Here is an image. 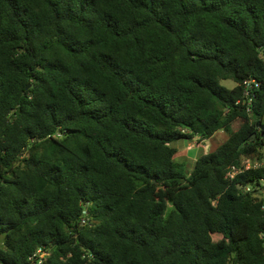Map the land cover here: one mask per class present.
Listing matches in <instances>:
<instances>
[{"label":"trees","instance_id":"trees-1","mask_svg":"<svg viewBox=\"0 0 264 264\" xmlns=\"http://www.w3.org/2000/svg\"><path fill=\"white\" fill-rule=\"evenodd\" d=\"M263 127L264 0H0V264H264Z\"/></svg>","mask_w":264,"mask_h":264},{"label":"rangeland","instance_id":"rangeland-1","mask_svg":"<svg viewBox=\"0 0 264 264\" xmlns=\"http://www.w3.org/2000/svg\"><path fill=\"white\" fill-rule=\"evenodd\" d=\"M221 85L227 89H232L235 84L231 80L221 81ZM199 137L193 140L181 139L170 143L169 145L176 149L174 160L177 163L185 165V173L189 174L194 166V162L199 157L215 152L216 149L227 140V134L223 131H217L206 140L199 141Z\"/></svg>","mask_w":264,"mask_h":264},{"label":"built area","instance_id":"built-area-1","mask_svg":"<svg viewBox=\"0 0 264 264\" xmlns=\"http://www.w3.org/2000/svg\"><path fill=\"white\" fill-rule=\"evenodd\" d=\"M256 87H257V84H254L253 82L246 83L245 84V90H244L245 97H249L252 89H254ZM260 168H264V157L261 161H257V160L242 161L241 165L239 167L231 166L227 172L226 177L229 179H233L237 174H239L243 171H246L249 169H260ZM262 182H263V187H264V181H262ZM247 190H249V189H247ZM44 256H45V253L43 252V250L38 249V250H36L35 253H33L32 256L29 257V261H30V263H35L34 261H37L38 264H41L43 262Z\"/></svg>","mask_w":264,"mask_h":264},{"label":"water","instance_id":"water-1","mask_svg":"<svg viewBox=\"0 0 264 264\" xmlns=\"http://www.w3.org/2000/svg\"><path fill=\"white\" fill-rule=\"evenodd\" d=\"M29 87V85L27 86V88ZM264 128V127H263Z\"/></svg>","mask_w":264,"mask_h":264}]
</instances>
